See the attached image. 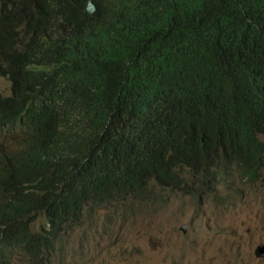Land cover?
<instances>
[{"label":"trees","instance_id":"trees-1","mask_svg":"<svg viewBox=\"0 0 264 264\" xmlns=\"http://www.w3.org/2000/svg\"><path fill=\"white\" fill-rule=\"evenodd\" d=\"M0 2V264H66L104 207L264 171V0Z\"/></svg>","mask_w":264,"mask_h":264},{"label":"rangeland","instance_id":"rangeland-1","mask_svg":"<svg viewBox=\"0 0 264 264\" xmlns=\"http://www.w3.org/2000/svg\"><path fill=\"white\" fill-rule=\"evenodd\" d=\"M0 90L10 91L5 77ZM108 210L101 209L90 224L98 227L88 249L66 264H264L253 257L254 248L264 244V171L254 181L234 175L209 195L165 188L158 199L131 211L105 216ZM85 226L66 237L69 249H76Z\"/></svg>","mask_w":264,"mask_h":264},{"label":"clouds","instance_id":"clouds-1","mask_svg":"<svg viewBox=\"0 0 264 264\" xmlns=\"http://www.w3.org/2000/svg\"><path fill=\"white\" fill-rule=\"evenodd\" d=\"M264 140V139H263ZM236 176L237 178H239L235 173H233V175H231V176H229V177H227L226 179H225V181H224V183H226V182H228L233 176ZM241 180H243V179H241ZM245 180V179H244ZM246 181V180H245ZM223 184V183H222ZM222 184H220V185H222ZM219 185V186H220ZM218 187V186H217ZM163 192H164V190L159 194V196L156 198V199H158L162 194H163ZM144 202H140V203H136V205H135V207L134 208H132V209H130V210H123V209H121V211H131V210H133V209H135V208H137L139 205H141V204H143ZM104 209H105V207H104ZM106 209H109L107 212H105V216H110V214L112 213V209H110V208H108V207H106ZM118 210V209H117ZM181 226V225H180ZM181 230H182V232H184L185 231V225H183L182 227H181ZM261 245H264V244H261ZM258 246V245H257ZM253 257H254V255H253ZM255 258V257H254ZM255 259H257V258H255ZM257 260H261V261H264V259H257ZM51 262V261H50ZM49 262V263H50ZM26 263H30V262H26ZM48 263V264H49Z\"/></svg>","mask_w":264,"mask_h":264},{"label":"water","instance_id":"water-1","mask_svg":"<svg viewBox=\"0 0 264 264\" xmlns=\"http://www.w3.org/2000/svg\"><path fill=\"white\" fill-rule=\"evenodd\" d=\"M93 10V5L91 2H87L86 11L91 12ZM0 11H1V2H0ZM253 255L257 259H264V245H258L253 250Z\"/></svg>","mask_w":264,"mask_h":264}]
</instances>
